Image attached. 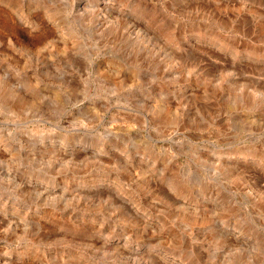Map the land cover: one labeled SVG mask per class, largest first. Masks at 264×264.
I'll return each mask as SVG.
<instances>
[{
	"label": "rangeland",
	"instance_id": "rangeland-1",
	"mask_svg": "<svg viewBox=\"0 0 264 264\" xmlns=\"http://www.w3.org/2000/svg\"><path fill=\"white\" fill-rule=\"evenodd\" d=\"M0 264H264V0H0Z\"/></svg>",
	"mask_w": 264,
	"mask_h": 264
}]
</instances>
